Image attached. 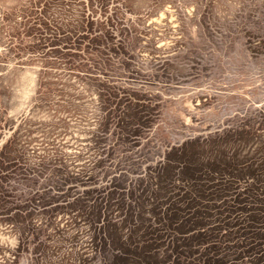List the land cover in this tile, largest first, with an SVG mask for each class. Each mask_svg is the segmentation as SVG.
Masks as SVG:
<instances>
[{
  "label": "rangeland",
  "instance_id": "rangeland-1",
  "mask_svg": "<svg viewBox=\"0 0 264 264\" xmlns=\"http://www.w3.org/2000/svg\"><path fill=\"white\" fill-rule=\"evenodd\" d=\"M193 140L264 144V0H0V264ZM250 238L239 263L264 264Z\"/></svg>",
  "mask_w": 264,
  "mask_h": 264
},
{
  "label": "trees",
  "instance_id": "trees-1",
  "mask_svg": "<svg viewBox=\"0 0 264 264\" xmlns=\"http://www.w3.org/2000/svg\"><path fill=\"white\" fill-rule=\"evenodd\" d=\"M214 142L168 149L156 171L113 204L78 196L56 208L74 214L61 228L32 235L35 264H74L93 250L103 253V264H240L253 246L241 239H264V144L230 149Z\"/></svg>",
  "mask_w": 264,
  "mask_h": 264
}]
</instances>
